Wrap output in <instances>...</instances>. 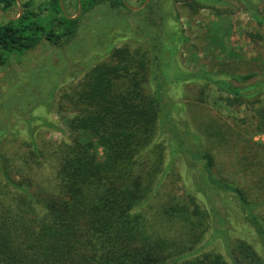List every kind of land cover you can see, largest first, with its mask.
<instances>
[{
  "label": "trees",
  "instance_id": "1",
  "mask_svg": "<svg viewBox=\"0 0 264 264\" xmlns=\"http://www.w3.org/2000/svg\"><path fill=\"white\" fill-rule=\"evenodd\" d=\"M69 1L0 0V12L5 14L0 22V68L13 56L35 50L43 40L52 45L73 41L86 13L103 7L130 11L127 3L133 0H73L77 10L81 5L79 18L68 12ZM202 2L207 0L191 5L199 8ZM18 6L21 13L9 17ZM171 31L178 49L185 38L180 34L182 39L177 40L179 31ZM248 36L254 43L263 40L259 34ZM153 58L158 61L157 55ZM152 65L146 50L111 48L108 59L63 95V107L75 116L69 121L70 140L50 148L57 163L51 178L15 180L0 154V264H264V256L245 240L226 239L231 261L216 251L199 252L211 220L219 217L213 198L218 192L235 196L263 245L264 225L247 193L216 174L213 154L187 146L186 132L172 112L180 105L165 102L168 85ZM177 66L182 69L178 58ZM186 74V80L204 79L233 95L225 98L226 104L250 109L256 119L252 125L264 132V81L234 87L216 78L225 75L246 82L256 73ZM152 78L157 80L154 86ZM206 127L225 145L219 123L212 120ZM168 135L176 146L159 141H167ZM168 150L172 157L189 156V166L200 165L201 170L186 192L187 200L172 196L149 218L142 208L158 192Z\"/></svg>",
  "mask_w": 264,
  "mask_h": 264
},
{
  "label": "rangeland",
  "instance_id": "2",
  "mask_svg": "<svg viewBox=\"0 0 264 264\" xmlns=\"http://www.w3.org/2000/svg\"><path fill=\"white\" fill-rule=\"evenodd\" d=\"M194 1L133 0L127 3L130 11L96 8L82 16L73 41L52 45L43 40L35 50L13 56L8 66L0 68V154L12 167V177L21 181L34 176L41 181L54 175L56 156L50 148L70 140L69 121L75 116L63 107V95L92 67L108 59L111 48H139L146 50L153 72L168 85L165 102L180 105L172 112L179 128L186 132L187 146L213 154L216 174L247 193L264 225V132L252 125L254 113L245 106L226 104L225 98L233 95L204 79L186 80L187 72L201 71L256 73L246 82L225 75L216 77L234 87L264 81V0H207L199 8L191 5ZM67 8L73 17L81 16V5L77 10L73 0ZM19 13L20 6L7 15L16 17ZM2 21L5 14L0 12ZM171 30L179 31L174 37L177 40L181 35L185 38L178 49ZM248 33L259 34L263 40L254 43ZM177 58L182 69L177 68ZM151 80L154 86L157 80ZM189 81L195 83L184 85ZM261 100L264 104V93ZM212 120L225 131V145L207 131ZM159 141L176 146L171 135L167 141ZM189 165V156L179 153L172 157L166 151V170L158 192L142 208L149 218L172 196L187 200L186 192L193 188L201 170L200 165ZM198 198L205 202L201 194ZM213 198L219 217L211 220L199 252L216 251L231 261L228 238L231 243L248 241L264 256L263 239L235 196L224 191Z\"/></svg>",
  "mask_w": 264,
  "mask_h": 264
},
{
  "label": "water",
  "instance_id": "3",
  "mask_svg": "<svg viewBox=\"0 0 264 264\" xmlns=\"http://www.w3.org/2000/svg\"><path fill=\"white\" fill-rule=\"evenodd\" d=\"M21 11H22V8L20 7ZM63 10H64V7H63Z\"/></svg>",
  "mask_w": 264,
  "mask_h": 264
}]
</instances>
